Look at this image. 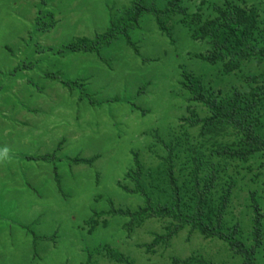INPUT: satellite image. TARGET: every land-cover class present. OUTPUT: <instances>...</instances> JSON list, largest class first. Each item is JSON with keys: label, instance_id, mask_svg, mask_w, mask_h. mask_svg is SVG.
<instances>
[{"label": "rangeland", "instance_id": "rangeland-1", "mask_svg": "<svg viewBox=\"0 0 264 264\" xmlns=\"http://www.w3.org/2000/svg\"><path fill=\"white\" fill-rule=\"evenodd\" d=\"M171 1L142 4L161 9ZM229 2L264 14V0H183L186 12L164 15L161 25L149 12L131 18L134 0H0V264H125L114 251L134 264H186L192 256L243 264L226 242L190 226L149 248L176 224L160 217L132 222L114 212L144 204L121 186L131 185L136 155L159 178L164 141H180L174 159L185 182L192 147L210 175L217 145L239 146L232 129L202 135L183 119L209 114L184 88L185 73L223 97L252 93L248 77L264 70L245 62L225 74L222 64L201 59L212 45L192 29ZM109 32L110 42L93 51L66 48ZM219 160L217 188L236 181L226 225L243 223L240 238L250 245L253 192L264 213V153ZM256 258L264 264V243Z\"/></svg>", "mask_w": 264, "mask_h": 264}, {"label": "trees", "instance_id": "trees-1", "mask_svg": "<svg viewBox=\"0 0 264 264\" xmlns=\"http://www.w3.org/2000/svg\"><path fill=\"white\" fill-rule=\"evenodd\" d=\"M182 1L173 0L160 9L148 8L142 4V0H134L135 10L131 18L137 19L149 12L156 15L163 25L164 15L171 18V14L186 12L181 6ZM215 12L216 17L192 29L194 37L208 38L212 45L210 53L200 55L201 59L213 64H222L225 74L236 71L245 62L264 65V14L256 7L244 8L232 2L227 6L215 5ZM112 34L109 32L98 36L95 40L71 43L66 48L68 51H93L99 45L110 42ZM247 81L251 85H256L252 93L235 90L220 97L211 89H206L197 77L188 73L184 75L183 85L191 93V99L202 103L209 114L200 117L193 113L192 116H185L183 119L193 126H201L202 135L212 133L214 137L223 136L225 135L223 133H230L232 129L237 136H240L238 147L220 144L215 151H212V155H209L210 167L213 169L210 175H203L202 165L199 162L201 155H196V147H192V153L188 158L190 164L187 166L191 168V178L186 179L185 182L181 181L174 159V150L180 146V141L176 143L164 141L167 154L162 156V161L155 171L159 178L150 174L139 156H135L134 167L127 174L131 185L121 183V186L131 193L142 195L144 204L136 211L116 209L114 212L131 215L132 222L146 217H160L170 218L176 224L175 229L170 230L167 235L158 234L152 243L146 244L147 247L167 243L181 228L190 226L192 230H198L206 237L218 238L226 242L235 254L241 256L243 264H260L256 254L264 243V213L256 192L251 196V208L254 213L253 235L252 243L248 245L240 238L243 223H236L231 228L226 225V215L236 181L223 186L221 190L217 188L220 179L221 160L219 159L247 160L257 153H264V70L251 74ZM77 160L92 163L94 158ZM188 187L189 192H192L190 195L185 194ZM214 188L220 192L216 200L211 197ZM114 256L125 264H134L130 258L118 251H114ZM184 262L219 264L194 256L185 259Z\"/></svg>", "mask_w": 264, "mask_h": 264}]
</instances>
